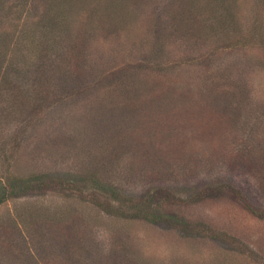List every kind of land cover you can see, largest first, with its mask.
<instances>
[{
    "label": "rangeland",
    "instance_id": "obj_1",
    "mask_svg": "<svg viewBox=\"0 0 264 264\" xmlns=\"http://www.w3.org/2000/svg\"><path fill=\"white\" fill-rule=\"evenodd\" d=\"M187 6L0 0V181L44 182L0 204V264H264V0ZM216 183L174 206L198 235L118 214Z\"/></svg>",
    "mask_w": 264,
    "mask_h": 264
},
{
    "label": "trees",
    "instance_id": "obj_2",
    "mask_svg": "<svg viewBox=\"0 0 264 264\" xmlns=\"http://www.w3.org/2000/svg\"><path fill=\"white\" fill-rule=\"evenodd\" d=\"M178 6L182 4H188L187 7H181L180 14L183 18H188V20H201L202 15L200 13V8H198V0H174ZM4 180L0 181V204L8 200L11 197H17L26 194L30 189H34L37 185L43 186L44 182H39L33 184L31 179H26L16 176H6ZM212 184H208L199 188L194 185L193 191L188 190L187 185H183L180 188L184 190L185 196H180L170 191L167 186L154 185L150 186L140 198L136 201L135 206L137 207L135 211L130 212H119L118 214L128 217V218H141L152 223L166 222L171 225H177L180 229H185L186 233L189 235H198L199 230L188 222L180 213L175 211L174 206L179 204H188L190 202L196 203L205 199L206 197H211L216 194L224 193L226 191V186L221 185L219 187ZM191 186V188H193ZM189 191L188 193H186ZM237 195H241L237 192ZM237 197V196H234ZM103 201V200H102ZM102 203V202H101ZM173 206V207H172ZM245 206L255 215L264 217V210L256 209L252 204L245 203ZM178 208V207H177ZM179 209V208H178Z\"/></svg>",
    "mask_w": 264,
    "mask_h": 264
}]
</instances>
